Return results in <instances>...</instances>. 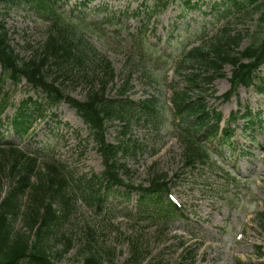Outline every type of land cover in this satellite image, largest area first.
Instances as JSON below:
<instances>
[{
  "label": "rangeland",
  "instance_id": "obj_1",
  "mask_svg": "<svg viewBox=\"0 0 264 264\" xmlns=\"http://www.w3.org/2000/svg\"><path fill=\"white\" fill-rule=\"evenodd\" d=\"M225 1L228 0H193L200 2L201 10L187 7L183 13L178 2L170 3L150 23V19H145V6L150 7L152 0H61L66 16L73 17L78 26L85 23L79 26L80 35L95 58L88 56L83 64L53 67L50 72L59 77L58 83L66 93L84 101L90 83L104 75L98 60L107 59L115 76L108 85V96L115 97L126 86L131 87L130 99L137 104L154 100L156 115L141 107V111L112 120L108 123L107 139L126 149L121 156L126 184L147 186L152 174L167 178L172 196L187 216V220L181 217L166 228L159 221H143L138 210L140 193L134 191L128 198L125 186L115 187L106 197L103 212H96L83 193L81 181L91 174H101L105 166L89 129L76 110L63 102L46 109L47 120H37L35 130L33 126L31 130L40 142L37 146L65 164L70 176L71 184L64 193L71 195L72 207L62 229L73 234L76 247L62 263L77 264L76 250L95 246L117 264L134 259L141 264H190L189 253L195 258L193 264H264V127L263 131L243 133L245 122L238 121L237 133L232 138L236 149L223 147L219 149L221 155H215L217 162L213 158L210 165L193 170L183 169L182 146L172 128V90L185 84L184 70L167 73L171 58L190 41L208 45L226 23L231 25L233 34L243 35L238 47L242 51L250 43L248 31L256 29L257 14L251 19L247 12L226 17L222 12L227 8ZM136 12L139 14L134 15ZM108 19L120 23H107ZM0 21L5 23L11 45L21 58L40 51L50 36L49 22L24 5L0 3ZM141 23H148L146 37L157 44V64L147 58L139 61L136 55L130 36L141 28ZM153 26L155 34L150 31ZM263 70L262 80L255 86L240 87L227 101L218 96L230 89L232 67H226L225 78L215 81L216 93L207 94L206 102L222 112V126L233 112L245 113L247 106L262 112L264 119ZM1 71L0 64V74ZM1 94H7L10 106L0 120V130L10 126L8 118L18 112L24 100L43 96L25 79L18 84L7 81ZM28 141L23 148H28ZM17 227L21 228L19 222Z\"/></svg>",
  "mask_w": 264,
  "mask_h": 264
},
{
  "label": "trees",
  "instance_id": "obj_2",
  "mask_svg": "<svg viewBox=\"0 0 264 264\" xmlns=\"http://www.w3.org/2000/svg\"><path fill=\"white\" fill-rule=\"evenodd\" d=\"M170 1L176 0H153L152 10L148 13L159 12ZM181 1L185 5H191V0ZM0 3L27 6L28 10L51 24L50 36L43 48L30 58L22 59L11 47L8 31L0 21V62L3 68L1 82L10 78L18 83L24 76L34 88L40 87L46 95L40 102L31 100V109L24 108L26 103L23 104L12 120L14 130L18 134L25 133L34 118L43 115L45 106L67 101L76 107L90 127L106 165L102 176L95 175L87 179L83 186L89 200L100 207L104 202L103 189L107 191L121 182L118 154L122 149L106 141V123L115 117L123 118L130 111L138 109L137 104L128 97L122 98L131 89L122 87L117 96L121 98L98 100L107 93L108 85L114 79L111 64L107 59H100L98 64L104 75L90 83L92 88L87 100L81 102L65 94L57 85L59 77L52 75L50 70L53 67L60 69L68 64H83L88 56L95 58L92 49L80 35L79 26L85 23L80 21L83 24L78 26L74 19L64 15L58 6L59 0H0ZM224 5L227 6L224 14L247 10L249 16L250 9L257 10V29L249 34L252 37L251 43L242 52L235 51L242 36H232L230 29L226 27L211 39L210 44L191 48L180 60L178 70L192 69L184 76L185 89L175 91L173 97L176 111L183 118L185 136L179 135V139L186 167L209 163L210 149L205 144V139L218 136L222 118L221 113L207 108L203 96H193L195 89H200L202 85L209 86L217 78L223 77L225 65L230 64L233 66V73L230 78L231 90L224 96L227 99L239 86H251L259 68L264 64V0H228ZM144 36L143 33L133 36L136 55L142 60L153 51ZM194 69H199L200 72H195ZM9 103L6 95L0 96V117ZM141 104L148 111L155 107L151 100ZM224 131L226 133L223 138L229 140L232 133ZM38 160V157L30 156L8 141L0 143V264H60L62 257L76 247L73 234L61 230L62 219L72 207L71 195L62 191L66 187V178L55 164L39 163ZM3 179H9V187L5 192ZM165 189L161 178H152L148 188H141L143 194L140 202L144 212L162 221L163 225L177 215L175 205L165 196ZM18 220L23 222L24 227L16 230ZM77 250L82 264H115L114 259L106 258L95 246H82ZM134 262L140 264L135 260Z\"/></svg>",
  "mask_w": 264,
  "mask_h": 264
}]
</instances>
